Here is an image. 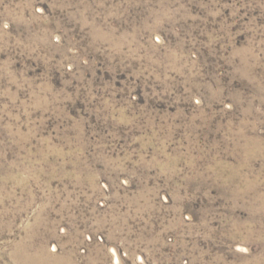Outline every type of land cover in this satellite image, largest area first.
I'll use <instances>...</instances> for the list:
<instances>
[{
  "label": "rangeland",
  "instance_id": "rangeland-1",
  "mask_svg": "<svg viewBox=\"0 0 264 264\" xmlns=\"http://www.w3.org/2000/svg\"><path fill=\"white\" fill-rule=\"evenodd\" d=\"M0 264H264V0H0Z\"/></svg>",
  "mask_w": 264,
  "mask_h": 264
}]
</instances>
